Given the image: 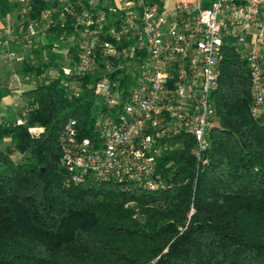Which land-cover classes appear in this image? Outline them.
Listing matches in <instances>:
<instances>
[{
    "label": "trees",
    "instance_id": "16d2710c",
    "mask_svg": "<svg viewBox=\"0 0 264 264\" xmlns=\"http://www.w3.org/2000/svg\"><path fill=\"white\" fill-rule=\"evenodd\" d=\"M47 4L36 0L30 16ZM18 8L0 0V19L19 20ZM44 48L25 54L22 76L59 65L60 56H44ZM98 75H85L77 96L61 73L36 81L22 93L24 123L16 125L12 113L0 120V138L10 136L21 154L19 162L0 156V264H264V125L251 114L248 67L234 47L223 50L210 96L217 119L209 162H197L192 137L175 135V149L156 160L166 186L153 191L90 176L73 182L61 163L59 136L69 118L79 137L96 135L100 103L89 84ZM8 92L0 88V98ZM30 126L43 130L32 136Z\"/></svg>",
    "mask_w": 264,
    "mask_h": 264
},
{
    "label": "built area",
    "instance_id": "2783aa9c",
    "mask_svg": "<svg viewBox=\"0 0 264 264\" xmlns=\"http://www.w3.org/2000/svg\"><path fill=\"white\" fill-rule=\"evenodd\" d=\"M11 1L21 20L13 27L6 18L0 50L13 58L12 44L21 43V61L38 47H46L44 56L46 50L60 56L59 65L22 77L31 87L61 73L77 96L81 79L99 72L89 84L100 103L96 135L79 137L71 117L59 136L61 163L73 182L90 176L164 188L156 160L175 149L179 133L193 138L195 159L207 164L208 132L217 119L210 96L227 45L246 61L250 111L264 125V0H45L34 17L36 0ZM37 130L43 128H29Z\"/></svg>",
    "mask_w": 264,
    "mask_h": 264
},
{
    "label": "rangeland",
    "instance_id": "374dc122",
    "mask_svg": "<svg viewBox=\"0 0 264 264\" xmlns=\"http://www.w3.org/2000/svg\"><path fill=\"white\" fill-rule=\"evenodd\" d=\"M12 17H10V21L12 22L13 27H16L18 24V19L15 17V15H11ZM18 54L16 57H7L1 50H0V66H7L8 69L10 70L9 73L7 74V78L5 80V83L7 82V84L10 86L9 89L12 92V95H10V97L8 99H10V102L12 104V106L14 108H20L18 111H13L11 109V112L13 115L16 114V120H15V124L16 125H21L24 123L25 121V117L27 115L28 112H26L25 115L22 114L23 110L27 109L24 108L26 105V98L23 96V92L29 88H31V82L24 80V78H22L23 76L21 75V43L18 44ZM27 54H30V52H27ZM14 94V97H13ZM21 94V95H20ZM13 97V98H12ZM21 99H20V98ZM21 103V105H20ZM28 111V109H27ZM18 120H20V122H18ZM22 120V122H21ZM30 127H34V126H30ZM28 127V132L32 135V136H37L39 135V133L42 131H36V132H30ZM5 155L7 156L10 160H12L13 162H19L21 160V154L15 149V147L13 146V143L11 141V137L10 136H4L2 138H0V156L1 155ZM2 159L0 157V166H3L2 163ZM129 205L136 210V212L138 211V208L136 207V204L134 202L129 203ZM193 209L191 207L190 212H192ZM134 216H137V213H135Z\"/></svg>",
    "mask_w": 264,
    "mask_h": 264
},
{
    "label": "crops",
    "instance_id": "0c3cea01",
    "mask_svg": "<svg viewBox=\"0 0 264 264\" xmlns=\"http://www.w3.org/2000/svg\"><path fill=\"white\" fill-rule=\"evenodd\" d=\"M10 17L12 16H8V19H10ZM7 19L5 21H3L2 19H0V27L4 24H6ZM9 69L7 66H0V88L1 89H6L7 91H9L6 95H3L0 98V120L4 119L5 117L9 116L12 112L11 109L14 111H18L20 108H14L10 102V99H8L10 97V95H12L11 90L9 89V85L7 84V82L5 83V80L7 78V74L9 73ZM21 95V94H20ZM14 97V94H13ZM12 97V98H13ZM20 98V97H19ZM21 99V98H20ZM21 105V103H20ZM16 116V114H15Z\"/></svg>",
    "mask_w": 264,
    "mask_h": 264
}]
</instances>
